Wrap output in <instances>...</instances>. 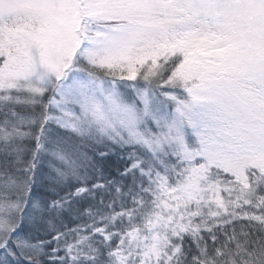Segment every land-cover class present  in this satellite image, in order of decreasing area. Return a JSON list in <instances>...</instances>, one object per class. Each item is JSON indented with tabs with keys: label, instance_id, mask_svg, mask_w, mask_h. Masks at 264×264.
Here are the masks:
<instances>
[{
	"label": "snow or ice",
	"instance_id": "6c2138e0",
	"mask_svg": "<svg viewBox=\"0 0 264 264\" xmlns=\"http://www.w3.org/2000/svg\"><path fill=\"white\" fill-rule=\"evenodd\" d=\"M0 264H264V0H0Z\"/></svg>",
	"mask_w": 264,
	"mask_h": 264
}]
</instances>
